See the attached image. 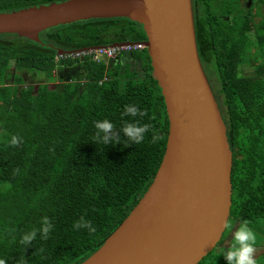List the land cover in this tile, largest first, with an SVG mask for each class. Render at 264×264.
<instances>
[{
    "label": "trees",
    "instance_id": "trees-1",
    "mask_svg": "<svg viewBox=\"0 0 264 264\" xmlns=\"http://www.w3.org/2000/svg\"><path fill=\"white\" fill-rule=\"evenodd\" d=\"M54 1L63 0H0V12ZM191 3L198 55L232 152L228 220L264 221V20L253 24V13L244 12L239 0ZM259 3L264 6V0ZM38 36L39 42L0 34V259L79 264L148 188L162 159L168 118L145 47L131 52L140 59V70L77 60L82 78L73 76L59 88L48 84L55 68L75 63L55 58L58 49L142 41L140 23L89 18ZM25 72H35L42 82L35 89L19 85ZM126 106H135L137 114H125ZM104 119L118 133L107 145L96 139L95 123ZM126 122L148 125L142 142L133 143L121 131ZM13 136L17 144L11 143ZM44 217L52 224L47 238L37 231L35 239L22 243V235L39 230ZM81 217L95 230L75 228Z\"/></svg>",
    "mask_w": 264,
    "mask_h": 264
},
{
    "label": "water",
    "instance_id": "water-1",
    "mask_svg": "<svg viewBox=\"0 0 264 264\" xmlns=\"http://www.w3.org/2000/svg\"><path fill=\"white\" fill-rule=\"evenodd\" d=\"M109 17L141 24L146 38L140 42L163 96L168 132L146 191L79 264H197L214 249L227 225L232 152L198 55L191 0L54 1L0 12V34L39 42V32L47 28Z\"/></svg>",
    "mask_w": 264,
    "mask_h": 264
},
{
    "label": "clouds",
    "instance_id": "clouds-1",
    "mask_svg": "<svg viewBox=\"0 0 264 264\" xmlns=\"http://www.w3.org/2000/svg\"><path fill=\"white\" fill-rule=\"evenodd\" d=\"M138 109L135 106H126L125 114H131L135 116ZM95 127L98 130L96 132V139L104 144H109L113 140H118V133L115 131L114 124L104 119L102 121H96ZM148 125H141L138 122H126L121 131L128 137L133 143H140L144 139V133L147 131ZM18 139L13 136L11 143L17 144ZM73 226L75 228H88L89 231H94V227L91 225V221L85 220L81 217L79 221H75ZM52 224L47 217L43 218L42 226L39 230L33 229L28 233H25L21 237L22 243H29L36 238L37 231H40L42 238L46 239ZM257 235L256 232L249 226V221L243 220L239 227L235 229L233 233V243L230 247L221 251L227 264H258L256 258L257 251ZM0 264H6L4 259H0Z\"/></svg>",
    "mask_w": 264,
    "mask_h": 264
},
{
    "label": "rangeland",
    "instance_id": "rangeland-1",
    "mask_svg": "<svg viewBox=\"0 0 264 264\" xmlns=\"http://www.w3.org/2000/svg\"><path fill=\"white\" fill-rule=\"evenodd\" d=\"M262 11H264V9ZM259 20H260V17L257 16V17H255L254 22L256 23ZM143 53H144V51L143 52L142 51L140 52V54H143ZM133 59L130 60V62H129L130 63V69H134L133 66H135V65L138 66L139 65L138 64V60H136V59L133 60ZM122 63H124V62L121 61V64L120 65H123ZM138 68H139V66H138ZM10 69H11V71H13V67L12 66L10 67ZM128 69L129 68L127 67V70ZM59 70H60V66L57 67V68H55L54 73L57 74ZM23 77L25 78V81L23 83L19 84V85H22V86H25V87H27L28 84H31V85H33V87L36 88V85L39 82H42V80H43V78H41L40 75H36L35 72H33V73L32 72H30V73H28V72L26 73L25 72V74H23ZM15 83H16V81H15ZM49 83H50L51 86H54V85L56 86L57 85V88H59L60 85H61V82L60 83L56 82V79L53 80V83H52V81L49 82ZM234 223H235V221L232 220V218H230L227 221L226 228H225L224 232L222 233V241L220 242L221 244H218V245H222L223 248L221 250H216L217 247H218V245H217L212 252L210 251L206 256H204L201 259V264H227V261L225 260V258L223 257V255L220 254V253H221L222 250H224V249H226V248H228V247H230L232 245V244H228L230 246L224 247V245H223L222 242L226 238L228 239V238L232 237V235H233V233H234V231H235V229L237 227V224L235 226ZM249 226L251 228H253V230L256 232V235H257V243L258 242H262L263 239H264L263 238V235H264V221L261 220V219H256L251 224H249ZM260 239H261V241H260ZM220 247L221 246H219L218 248H220Z\"/></svg>",
    "mask_w": 264,
    "mask_h": 264
},
{
    "label": "built area",
    "instance_id": "built-area-1",
    "mask_svg": "<svg viewBox=\"0 0 264 264\" xmlns=\"http://www.w3.org/2000/svg\"><path fill=\"white\" fill-rule=\"evenodd\" d=\"M144 48V45L140 41H133L131 43H120L115 45H99L94 48L78 49L73 52L57 54L55 58H69L74 61H81L89 59L95 62L104 61L115 58L117 55L124 53H131L139 51Z\"/></svg>",
    "mask_w": 264,
    "mask_h": 264
},
{
    "label": "crops",
    "instance_id": "crops-1",
    "mask_svg": "<svg viewBox=\"0 0 264 264\" xmlns=\"http://www.w3.org/2000/svg\"><path fill=\"white\" fill-rule=\"evenodd\" d=\"M127 58L128 57L120 56L118 58L115 57V58L108 59L106 62L108 64H110V65H112V64L113 65H116L117 63L118 64H121V61L123 59H126V61L124 60L125 61L124 63L126 64V63H129L130 62L129 61L130 59H127ZM74 62L75 63L70 64V65H61L60 66V70L58 71V73L57 74H54V77H55L54 80L56 79V82H58V83L61 82L62 83L64 81H66L68 78L73 77L74 75L81 77V73L83 71V67H82L83 65L80 64L78 61H74ZM120 67H121V65H120ZM73 72H74V75H73ZM52 83H53V80H52ZM2 105H4V104L3 103L2 104L0 103V106H2ZM240 223L241 222H239V221H235L234 225L236 226V224H237V227L236 228L239 227ZM263 238H264V235H263ZM260 241H261V239H260ZM222 243H223L224 247L230 246L228 244H232L233 243V235H232V237H230L228 239L226 238ZM219 246H221V247L218 248ZM218 247H217L216 250H221L223 248L222 245H218ZM256 247H257V251H256L255 255H256V258L258 260V264H264V239H263L262 242H258L257 245H256Z\"/></svg>",
    "mask_w": 264,
    "mask_h": 264
},
{
    "label": "flooded vegetation",
    "instance_id": "flooded-vegetation-1",
    "mask_svg": "<svg viewBox=\"0 0 264 264\" xmlns=\"http://www.w3.org/2000/svg\"><path fill=\"white\" fill-rule=\"evenodd\" d=\"M192 5V3H191ZM239 7H242V9L246 10L244 12H250V13H253V17H252V23L253 24H260V21L261 20H264V11H262L264 9V6L263 4L259 3V0H239ZM263 7V8H262ZM193 12V10H192ZM249 13L250 17L252 16L251 14ZM259 16L260 17V20L258 22H254L255 20V17ZM250 33H253L252 30H250ZM131 55V53H124V54H121V55H118V57L120 56H124V57H129ZM117 57V56H116ZM126 59H123L122 62H125ZM130 61V60H129ZM123 65H121V67H125L127 65V67L130 69V63H122ZM139 66V65H138ZM137 65L133 66L134 69L132 70H140V68H138ZM140 67V66H139ZM55 74V73H54ZM73 75H74V72H73ZM75 77H77L76 75H74ZM72 78V77H71ZM71 78H68L66 81H72L73 79ZM50 81H48V84L50 85L49 83ZM65 82V81H64ZM61 83L60 87L63 85V83ZM40 83V82H39ZM25 85V84H24ZM31 84H28L27 86H29ZM33 86V85H32ZM51 86V85H50ZM25 87V86H24ZM37 87V85H36ZM54 88H57V85L55 86H52ZM35 89V87H33Z\"/></svg>",
    "mask_w": 264,
    "mask_h": 264
}]
</instances>
